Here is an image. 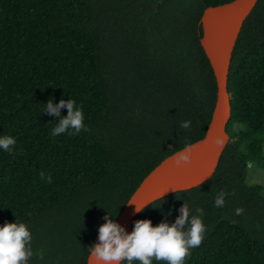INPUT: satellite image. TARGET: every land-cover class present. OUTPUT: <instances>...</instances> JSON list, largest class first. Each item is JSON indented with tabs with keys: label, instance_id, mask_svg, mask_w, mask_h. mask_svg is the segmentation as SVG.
<instances>
[{
	"label": "trees",
	"instance_id": "trees-1",
	"mask_svg": "<svg viewBox=\"0 0 264 264\" xmlns=\"http://www.w3.org/2000/svg\"><path fill=\"white\" fill-rule=\"evenodd\" d=\"M225 1L0 0V137L16 139L13 152L0 148V226L28 227L24 264H85L104 216L114 219L156 163L202 136L215 85L199 17ZM226 90L228 140L212 174L131 220L130 233L136 220L174 223L185 202L193 214L203 208L207 232L183 264H264V0L240 26ZM49 99L74 100L89 131L52 136Z\"/></svg>",
	"mask_w": 264,
	"mask_h": 264
},
{
	"label": "clouds",
	"instance_id": "clouds-1",
	"mask_svg": "<svg viewBox=\"0 0 264 264\" xmlns=\"http://www.w3.org/2000/svg\"><path fill=\"white\" fill-rule=\"evenodd\" d=\"M65 107L67 115L61 116V109ZM44 112L59 118L58 123L50 131L52 136L66 133L78 135L81 131H89L87 125L83 123L82 108L72 99L67 101L61 99L57 104L49 99ZM190 127V121H181V129L188 130ZM216 143L220 145L222 142L217 139ZM15 146L16 139L11 135L0 137V148L4 151L11 153ZM191 151V147L186 146L175 152L171 159L177 166L187 165L191 161ZM40 177L45 179L43 171ZM47 181L51 183V174L48 175ZM227 195L228 193L221 189L216 194L214 207L222 208ZM146 206L138 207L135 204V211L140 212ZM242 212V209H236L237 215H241ZM179 213L174 223H169L165 219L156 226L152 225L151 220H136L131 233L126 232L122 225L106 214L103 218L105 223L98 227V242L88 247L89 254L95 259L96 264H122L125 261L128 264L133 261L152 264L153 257L158 262L183 264L185 257L190 256V249L201 245L202 234H205L207 229L201 219L204 215L203 208L197 207L193 214V210L185 202ZM168 215H171V212ZM31 256V236L23 222L16 220L0 226V264H24Z\"/></svg>",
	"mask_w": 264,
	"mask_h": 264
},
{
	"label": "water",
	"instance_id": "water-1",
	"mask_svg": "<svg viewBox=\"0 0 264 264\" xmlns=\"http://www.w3.org/2000/svg\"><path fill=\"white\" fill-rule=\"evenodd\" d=\"M255 2L256 0H228L202 9L199 17V44L211 69L215 85L208 122L201 137L163 157L131 191L114 218L126 232L130 233L131 220L138 213L135 211V204L144 207L171 192L194 187L212 174L228 140L225 132L229 117L226 78L231 51L240 26ZM217 139L221 140L220 145L216 143ZM186 146L192 149L190 163L175 165L171 159L172 155ZM129 202L135 204H128ZM97 242L98 239L94 244ZM85 264H96L89 251Z\"/></svg>",
	"mask_w": 264,
	"mask_h": 264
}]
</instances>
